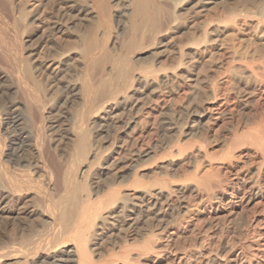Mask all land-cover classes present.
<instances>
[{
    "label": "bare ground",
    "instance_id": "bare-ground-1",
    "mask_svg": "<svg viewBox=\"0 0 264 264\" xmlns=\"http://www.w3.org/2000/svg\"><path fill=\"white\" fill-rule=\"evenodd\" d=\"M113 29L128 35L117 58L108 49ZM226 34L234 42L230 47ZM145 48H151V63L136 67L131 55ZM168 51L179 63L160 72L154 65ZM203 61L210 74L201 79L197 68ZM106 64L112 72L104 79ZM178 82H191L204 95L185 119L181 111L177 115L184 119L183 135L203 128L214 112L232 117L236 105L246 111L255 98L264 104V0H0V264H129L146 256L139 254H147V235L175 219L171 211L182 206L188 183L184 178L169 188L166 179L178 163L156 162L157 151L167 148L164 141L147 145L145 134L136 132L147 129L150 119L162 136L179 129L177 110L165 118L162 110L147 108L153 94L165 103L161 87ZM118 115L124 117L109 137ZM242 123L251 129L246 140L263 152L264 112ZM240 124L230 127L238 132ZM60 144L70 146L64 165ZM149 164L152 173L142 170ZM260 176H249L247 205L261 195ZM209 187L204 190L211 192ZM134 238L142 251L133 256Z\"/></svg>",
    "mask_w": 264,
    "mask_h": 264
},
{
    "label": "rangeland",
    "instance_id": "rangeland-1",
    "mask_svg": "<svg viewBox=\"0 0 264 264\" xmlns=\"http://www.w3.org/2000/svg\"><path fill=\"white\" fill-rule=\"evenodd\" d=\"M190 21H193V19H191ZM86 25L87 26L89 25V21L86 22ZM112 32L110 35V40H109L110 42L108 44V49H111V56L112 57L115 56V58H117L119 53H120L118 45H120V43H122L123 41H127L128 35H127V37H126V34H123L124 36L119 35V33H116L117 31H115V29H113ZM98 33H101V31ZM117 36H118V38H117ZM122 36H123V38H121ZM180 37H181V39H183L184 36L180 35V34L175 35V38H180ZM222 37L224 39L223 38H221V39L226 40V38H227V40H228V42H225V46L228 45V47H230V45L232 43L234 44V42L230 41V38H229V36H227V34L225 37L224 36H222ZM121 39H122V41H121ZM229 42H231V43H229ZM226 43H228V44H226ZM114 44H115V46H114ZM223 47H224V45H223ZM117 51H119V53H117ZM151 52H152L151 48H148V49L145 48L142 51L140 50L139 52L136 51V53H133L131 55V57H134V60L137 62V64L135 66L140 68V66L143 67V66H146L149 63H151V60H152ZM168 52H171L170 53L171 55H167ZM168 52L166 53L167 57L165 55L162 56L158 60V62L154 65V68L155 67L158 68L160 70V72H161V69H162V71H163V69L164 70L166 69L165 72L166 71L171 72L172 68H175V66L178 65V63H179V61H178L179 57L176 55V53L173 51H168ZM229 52H230V50H229ZM173 58L174 59L176 58V59L174 60ZM137 59L139 61L141 59L142 60H141V62H139V61H137ZM205 61H206V59H205ZM138 62L142 63V64L139 65ZM203 63H201L202 65L201 64L199 65L200 68L199 67L197 68V69H199V77L201 79L207 78V76H209L208 75L209 69H207V68L210 67V65L204 61H203ZM206 63L208 64V67H207ZM160 64H161V66H157ZM108 66H110V64H106L104 67L103 74L106 75V76H102L104 79L109 77V75L112 72L110 69L111 66L109 67L108 71L106 70L108 68ZM158 69H155V70L158 71ZM136 71H137V68H136ZM107 73H110V74H107ZM206 74H207V76H205ZM178 83H180V84H178ZM178 83H176V84H178L179 87L181 86L180 88L178 87V85H174V86H172L173 88H171L170 87L171 84L168 86L164 85V86H166L165 88L163 86L161 87L162 89H161L160 95H162V97H164L165 100L166 99L168 100V101L166 100V102H165L168 104H165L160 99H156L155 96L159 95L157 93L156 95L155 94H153V96L151 95V101L148 103L147 108H148V112L151 109L153 113H155V112L158 113V112L163 111L165 114H163V112H162V114L164 115L165 118H166V116L169 118L171 113L175 112V110H177L176 113H174V114L176 116V120L177 119H178V121L181 120V122L179 123L178 121L177 122L174 121V123L178 124L176 126H178L179 129L176 130L175 133L169 131V133L166 132L164 134V136H162L161 133H159L157 131V129L155 128L156 125L152 124L153 120L150 119L148 124H147V129L144 130L139 126L136 133L138 135L140 133L145 134L144 138H142L141 140H143V143L147 144V145L158 144L157 142H159V140L164 141V143L163 142L162 143L164 144V146L166 145L168 149L165 148L164 151H161V152L157 151L158 161H156V162H161V163L164 162L165 163V162H168L170 160H174L175 162L178 163L177 169L178 168L179 169L178 170L176 169L175 172L172 173L173 175L167 177L169 179L168 180L166 179V183L168 185H170V186L167 185L169 188L173 189V187L181 185V183L184 184L186 181V184L187 183L188 184L187 185L185 184V185L187 186L188 190L185 191V193H183L182 196H184V195H187V196L183 197L184 199L181 203L182 206H180L178 209L176 207L177 210L175 208L172 209L171 212H173L174 214H172V213L171 214L174 216L175 219H173V217H171L172 216L171 215L170 216L171 218L168 219V225L163 231L159 230V228L155 227V226L152 229V226L154 224H151V229L153 231V235L152 236L147 235V254L145 251H142L139 249V246L141 244L140 239L137 240L136 238H134L137 241V242H134L135 244L140 243L139 245L136 244L138 246L133 244V241H131L129 239V244L132 242V244L135 245L131 250V254L133 253L134 255H137V254H139V252L142 251V254L140 253L139 255L144 254L146 256H143L144 258L142 256H139V257L137 256V259L139 260V262H141V264H144V263L145 264L146 263L147 264H216V263H213L214 261L212 258V257L215 258V256H216V258L218 257V260L221 259L219 261L220 262L219 264H221V263L222 264L223 263H226V264H264V251H259L260 248H262V246L264 245V175L262 172L263 168H264V165H262V164H264V160H263L264 159V151L261 152V151H259V149L255 148V146L253 148V146H251L252 144H249V141H247L248 139L246 140L245 137H249V136H247V133L251 129L249 130V127L245 128L244 124L242 123L243 120L249 119V117H250V119H252L254 114L264 112V104L261 100H258V102L256 103L257 99L254 97L255 98L254 100H256L255 103L253 100L252 105L250 104L251 106H249L248 110H246V111L238 110L239 108L236 105L235 111L233 112L234 115L232 116L235 118V120H234V118H232L230 116H227V115L226 116L225 115L219 116L218 114H216V112H214L212 114L211 119L204 125L203 128H201V129L197 128L193 132L194 134L189 133L187 135L186 134L183 135V133H181L182 132V130H181L182 124L181 123L185 119L186 115H184V114H187V111L190 109L197 108L200 104L198 102L200 101V99L201 100L204 99V97H203L204 95H203V93H201V90L198 88V86H196L193 83H192L193 85H191V82L190 83L189 82H187V83L178 82ZM187 85L189 87H187ZM174 87L175 88L178 87V88H176L177 91L175 90ZM223 88L224 87H222V85H221V91L223 90ZM164 90L166 93L164 92ZM183 90H184L185 94L184 93L182 94ZM192 90H194V91H192ZM163 92L165 95L163 94ZM189 92H191V93H189ZM200 95H201V98L200 99L197 98ZM118 96H120V95H118ZM172 96L174 98H172ZM117 98H119V97H117ZM154 99H156V100H154ZM171 99H172V101H171ZM104 101H106V100H104ZM260 101L263 105L260 104ZM107 103H110V100H108ZM170 103H171V105H173V104L174 105L171 107ZM188 104H189V106H188ZM184 105L185 106L187 105V108L188 107H190V108L185 111L186 108ZM193 106H195V107L193 108ZM230 106L233 107V104L231 103V101L229 103V108H231ZM160 107H162V108L160 109ZM170 107L173 109H171ZM256 107H257V109H256ZM166 108L167 109L169 108L168 109L169 111L166 110ZM182 108H184V109H182ZM253 108H255V109H253ZM178 110H179V112H178ZM180 111L183 113V115ZM152 112L150 111V113H152ZM169 112H170V114H168ZM117 113L120 114L121 110ZM180 113H181V116L184 117V119H182L181 116H179V118H178L177 115L178 114L180 115ZM118 116H119V118L117 117V118H114L110 121L111 125L107 129V134L109 137H112V135L117 131V128H119V125H120L118 122H119L121 117L122 118L124 117L123 115H118ZM236 119L239 120L241 123L240 127L237 130L238 132H235L234 129L230 127V126L234 127L238 124L239 121H237ZM150 123H151V125H149ZM151 126H153V128ZM155 130H156V132H155ZM170 132H171V134H170ZM242 132H244V133H242ZM240 133H242V134H240ZM105 135L106 134H103L102 137H105ZM179 135H180V137H179ZM199 135H200V137L203 136L202 138H204V139L200 140L201 138H199ZM192 137H194V138L196 137L195 140ZM237 137H239V139ZM197 139H199L198 141H200L201 144L203 142V144H205V145L200 146V143L197 142ZM105 140L106 139H103L101 142V143H103V147H106V145H107L106 143H104ZM263 140H264V138H263ZM242 141L244 143H241ZM207 142H209V143H207ZM236 145H237V147H236ZM198 146H200V147H198ZM175 147H177V148H175ZM180 147H181V149H180ZM232 147H235V148H232ZM68 148L70 149V146L69 145L67 146V144H63V145L60 144L58 147V152H59L58 154H60V160L62 159L61 161H62L63 165L66 162V160L68 159V155H69L68 151L70 153V150ZM185 148H187V149H185ZM198 148H199V151H198ZM205 148H206V150H205ZM228 149L229 150L232 149L234 151L230 150L232 153L231 152L228 153L229 152ZM178 150H180V151L177 152ZM184 150H186L187 152ZM165 151L167 152V154ZM169 151H172V154H171L172 158L170 157V155L168 157L166 156V155H168ZM206 151L208 154L206 153ZM180 152H182V153L180 154ZM161 154H163V156H165V157H163ZM229 154L232 155V158L229 156ZM159 156H160V158H159ZM210 156H212V157H210ZM182 160L184 162H182ZM186 160H188V161L190 160L191 163H187ZM192 162H194V163H192ZM199 163H202V164L200 165ZM208 164H210V165H208ZM194 165L197 166L198 169ZM259 165H261V167H259ZM210 166L213 168H211ZM194 167L196 168V169H194L195 171L193 170ZM142 170L147 171V173L151 171V173H152L154 171V165L153 164L145 165ZM179 170H181V171L183 170V172H181ZM189 170H192V171H189ZM259 170H262V171H259ZM257 171L261 175L260 181H259L260 182L259 187L261 186L260 187L261 195L258 199H254L249 205H247L245 203V199L249 193V191L247 189V188H249L248 186H250L248 184V182H250L249 178H251V177H249V176H251L254 173L256 174ZM192 172H195V173H193L194 175L192 174ZM209 172H211V173H209ZM212 172H214V173H212ZM184 173H186L187 175ZM196 173H197V175H196ZM201 173H203V174H201ZM204 173H206V174L209 173V174L204 175ZM110 174L112 175L113 171H111ZM210 174H212V175H210ZM214 174H215V176H213ZM150 176L153 177V175H150ZM188 176H191V177H188ZM192 176H194V179L192 178ZM200 176H201V178L205 177L206 179H203V178L200 179L199 178ZM206 176H211V177H208V179H207ZM195 177H198L199 179L195 178ZM214 177L216 179L218 177L217 180L220 179L219 181H221V179H222L223 181L218 182L216 179H214ZM188 179H191V180L189 181ZM196 181H198V182H196ZM244 181H246V182H244ZM193 182H194V184H193ZM200 182H202V184H200ZM203 182H205L204 184H206L205 185L206 187L207 186L211 187L212 193L210 192V190H207V188H206V190H204L205 186L202 187V185H204ZM198 185L201 188L198 187ZM210 187L208 189H210ZM239 187H241V188H239ZM238 189L241 191H239ZM53 194L56 196V193L53 192ZM231 195L232 196L234 195V196L232 197ZM177 212H178V214H177ZM1 220L2 219L0 218V233H1L0 237L3 234V232H4L3 228L5 227V224L3 222L4 220L2 222H1ZM170 220H172V221H170ZM147 228L149 229V226ZM129 232H131V234L133 233L132 231H129ZM129 232L126 233L128 236L131 235ZM133 237H131V238L133 239ZM158 238H159V240L157 241ZM151 239H153V241ZM151 241H152V243L155 242V245L152 244ZM150 244L152 247L151 250H149ZM240 245H242V246H240ZM243 247H244V249H243ZM257 247H259V248L257 249ZM136 252H138V253H136ZM253 253L256 254L257 256L254 255ZM120 259L122 260L123 258H120ZM120 259H118V262L122 263L123 260L120 261ZM138 260L132 261V263L137 264ZM209 261L210 262L213 261V262L210 263ZM228 261H229V263H228ZM139 262H138V264H140ZM132 263L130 262L129 264H132Z\"/></svg>",
    "mask_w": 264,
    "mask_h": 264
}]
</instances>
